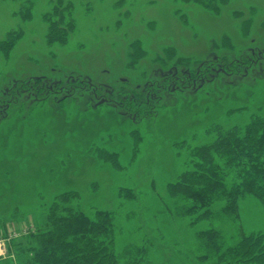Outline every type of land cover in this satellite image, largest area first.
Listing matches in <instances>:
<instances>
[{"label": "rangeland", "instance_id": "374dc122", "mask_svg": "<svg viewBox=\"0 0 264 264\" xmlns=\"http://www.w3.org/2000/svg\"><path fill=\"white\" fill-rule=\"evenodd\" d=\"M262 53L264 0H0V264H16L26 250L9 255L12 241H26L51 203L74 190L61 204L112 212L122 263L124 250L138 256L146 246L145 264H211L199 260L198 231L214 228L225 247L239 240L238 224L264 232V202L254 196L241 198L237 222L222 214L192 223L176 211L187 200L168 187L217 128L264 117V59L249 68L247 58ZM214 57L231 74L213 81L212 71L186 92L172 93L160 75L195 74ZM72 79L150 108L136 113L125 100L131 112L122 114L121 102H90L92 89L73 90ZM151 80L154 94L143 90ZM27 82L32 92H23Z\"/></svg>", "mask_w": 264, "mask_h": 264}, {"label": "trees", "instance_id": "16d2710c", "mask_svg": "<svg viewBox=\"0 0 264 264\" xmlns=\"http://www.w3.org/2000/svg\"><path fill=\"white\" fill-rule=\"evenodd\" d=\"M191 154V168L168 187L171 196L187 200L184 205L177 204L176 211L195 216L192 223L222 214L233 216L237 222L241 198L251 195L264 202L263 116H253L243 128H217L215 139L193 148ZM78 196L76 190L63 192L51 203L46 223L39 224L26 241H12L9 255L12 246L26 250L22 257H14L16 264H145L146 246L139 247L138 256L134 249L124 250L128 259L121 262L115 250L112 212L97 209L88 213L78 204H61ZM217 204L220 207L216 210L213 207ZM237 226L239 240L228 247L214 228L198 231V245L204 251L199 260L264 264V232H247L242 225Z\"/></svg>", "mask_w": 264, "mask_h": 264}, {"label": "flooded vegetation", "instance_id": "af4514ba", "mask_svg": "<svg viewBox=\"0 0 264 264\" xmlns=\"http://www.w3.org/2000/svg\"><path fill=\"white\" fill-rule=\"evenodd\" d=\"M248 59H250V66L248 65L249 68L255 66L256 64H258V62L262 61L264 59V53L260 54V57H258V59L255 61L254 59H251L250 57H247ZM218 59L216 57H214L213 61L211 59L205 60L204 62H202L198 69H196L195 74L192 71H186L183 73L182 76H179L178 74V69H174V71L169 70L168 72H163L164 74H160L162 76V78L164 80H166L167 85L169 83H171L172 85V93H175L177 91L179 92H186L189 90V88H191L192 85H196L197 82L200 80L201 82H207L208 78L206 76L211 75L212 71L216 72L212 78L210 80H216L217 76L220 73H224V74H231V70H225V67H222V65H220L219 67H215V62H217ZM237 63L236 65L239 66H245L244 61H241V59H235V61H232L231 64ZM247 67V68H248ZM264 72V71H263ZM198 75V77H197ZM229 76V75H227ZM35 83H37L38 81H41L43 79L40 78H35L33 79ZM157 80H151L146 82L145 84H143V90L146 91L147 93H149L148 90H152L150 93L154 94L153 89L156 88V86L154 87V84L157 85ZM156 82V83H155ZM28 86L26 87L27 89L23 92H32L31 90L35 89L34 87H30V85L28 84V82L26 83ZM180 84V85H179ZM69 87H71V89L73 90H77L78 88L83 89V87H85V89L88 91V89H92L89 90V94H92L93 96H88V100H90V102H93L95 99L101 100V103H105L114 107L119 106V103L121 102V107L125 108L126 111L120 112L122 114H129V112H131V106H126L124 105L123 101H127L129 103H131L133 106H135L136 108H140V109H136V113L140 112L141 113V108L145 107L146 109L150 108L149 106V101H144L141 100L140 97H135V98H129V94H127V92L125 93L123 90L120 91V93H116V91L112 88H109L108 86L105 85H93L91 84V82H87V81H77L76 79H72L68 85ZM68 86H60L59 91H57L58 93H64L65 91H67ZM142 85H139L138 88H141ZM85 89H83V91H85ZM104 89V92H101V90ZM155 90V89H154ZM50 91H54V88H52V90ZM120 97V101L119 99L116 100V97ZM87 99V98H86ZM117 101L118 104H117Z\"/></svg>", "mask_w": 264, "mask_h": 264}]
</instances>
